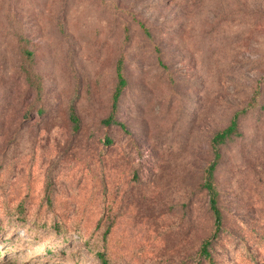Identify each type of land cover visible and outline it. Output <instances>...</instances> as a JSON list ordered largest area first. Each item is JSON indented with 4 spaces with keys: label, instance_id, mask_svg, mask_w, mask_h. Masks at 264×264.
I'll return each instance as SVG.
<instances>
[{
    "label": "rangeland",
    "instance_id": "obj_1",
    "mask_svg": "<svg viewBox=\"0 0 264 264\" xmlns=\"http://www.w3.org/2000/svg\"><path fill=\"white\" fill-rule=\"evenodd\" d=\"M244 109L216 264H264V0H0V264H209Z\"/></svg>",
    "mask_w": 264,
    "mask_h": 264
},
{
    "label": "trees",
    "instance_id": "obj_2",
    "mask_svg": "<svg viewBox=\"0 0 264 264\" xmlns=\"http://www.w3.org/2000/svg\"><path fill=\"white\" fill-rule=\"evenodd\" d=\"M141 27L144 29L145 32H147V29H145L142 24ZM24 54L28 58H31L32 56V53H30L29 51H26ZM115 72H116L117 84L112 96L111 111L108 117L102 121V124L105 125L106 127L118 126L121 127L122 129H125V125L123 123H120L117 119L119 104L128 86L127 78L124 75V61L122 58H120L116 63ZM38 92L40 93V91ZM258 95H259V89L256 90L252 104L250 106H253V102L256 101ZM41 111L42 110H39V112ZM247 111L248 109H244L238 112L236 115H234L230 121L229 126L224 130L217 132L211 140L213 159L204 172L202 189L206 191L209 199L208 201L209 209L214 219V231L212 235L209 238L205 239L202 243L199 252V257H200L199 263L208 262L209 264H216L212 252L213 245L215 241L222 234L223 225H224V219L219 205V192L217 190V186L215 182L216 172L222 160V153H221L222 147L232 139L240 136L239 119ZM70 118L74 124L75 130L78 131L80 129V120L73 106L70 108ZM106 143L110 146L113 144V141L107 137Z\"/></svg>",
    "mask_w": 264,
    "mask_h": 264
}]
</instances>
